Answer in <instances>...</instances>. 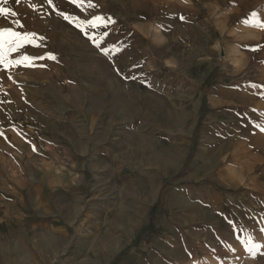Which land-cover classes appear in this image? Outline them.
<instances>
[{
  "label": "rangeland",
  "instance_id": "obj_1",
  "mask_svg": "<svg viewBox=\"0 0 264 264\" xmlns=\"http://www.w3.org/2000/svg\"><path fill=\"white\" fill-rule=\"evenodd\" d=\"M0 8V28L38 37L9 59L45 57L0 65L13 264H264L259 247L241 253L264 234L263 195L247 187L264 191V0Z\"/></svg>",
  "mask_w": 264,
  "mask_h": 264
},
{
  "label": "snow or ice",
  "instance_id": "obj_2",
  "mask_svg": "<svg viewBox=\"0 0 264 264\" xmlns=\"http://www.w3.org/2000/svg\"><path fill=\"white\" fill-rule=\"evenodd\" d=\"M6 3L7 0H4ZM46 2L51 5L52 0H46ZM0 14H9V9L6 8H0ZM12 16H15V12L10 13ZM60 15H63V13H59ZM65 19H68L67 16H64ZM183 19V17H181ZM103 20L102 17H96L95 20L92 22L93 26H95L96 23L101 22ZM109 21L111 22V18H109ZM20 27H23V25L19 24V21L16 22ZM261 27H264V25H261ZM37 34L34 32H19L15 31L12 28H0V65H3L4 68H10L12 66H18L23 65L26 67L34 66L32 64V61L35 59H44V56L40 57H29L27 55L23 56L22 59L17 60H10L9 56L10 54L17 52L19 49L23 48L25 45H32L33 47H38L39 45L35 43L37 39ZM39 39H43V37H39ZM99 46V45H97ZM107 54V53H105ZM48 58H53L49 56ZM35 150V149H33ZM264 231V230H262ZM256 247H259V245H254Z\"/></svg>",
  "mask_w": 264,
  "mask_h": 264
},
{
  "label": "bare ground",
  "instance_id": "obj_3",
  "mask_svg": "<svg viewBox=\"0 0 264 264\" xmlns=\"http://www.w3.org/2000/svg\"><path fill=\"white\" fill-rule=\"evenodd\" d=\"M245 166V169H244V172L238 174L237 176V179L239 181V185L240 186H244L245 184V180L247 178L246 176V173H250L254 170V168L256 167V163L254 164H247V165H244ZM261 173H262V177H264V170H261ZM262 186V185H261ZM260 186V184L253 182L251 186H247V187H250L252 188L254 191L258 192L261 196L263 195V198H264V191L261 189L262 187ZM258 208H259V205H258ZM260 211L262 213H264L263 209L260 208ZM259 211V212H260ZM262 220V219H261ZM264 220V219H263ZM261 228L259 229H264V222L261 223ZM258 229H255V232L257 231ZM237 233V231H235ZM234 233V232H233ZM253 235L251 234L249 236L250 238V242H246V243H249V245H244L242 246L241 248V253H242V256L246 257V256H252V257H260L261 256V253L258 254V255H254L257 253V248L254 247V245H259V249L261 251H264V234H257V233H254V237ZM226 244H229V245H233L234 244V241L233 240H229L226 242ZM250 254V255H249ZM258 260V259H257ZM253 263H256V262H253Z\"/></svg>",
  "mask_w": 264,
  "mask_h": 264
},
{
  "label": "crops",
  "instance_id": "obj_4",
  "mask_svg": "<svg viewBox=\"0 0 264 264\" xmlns=\"http://www.w3.org/2000/svg\"><path fill=\"white\" fill-rule=\"evenodd\" d=\"M3 236V235H2ZM2 236H0V238H2ZM17 248V247H16ZM0 252H2L3 254V262L4 264H13L14 262H16V259H11V257L8 255L9 254V250L6 249L3 244L1 245V242H0ZM18 264H20L18 262Z\"/></svg>",
  "mask_w": 264,
  "mask_h": 264
},
{
  "label": "trees",
  "instance_id": "obj_5",
  "mask_svg": "<svg viewBox=\"0 0 264 264\" xmlns=\"http://www.w3.org/2000/svg\"><path fill=\"white\" fill-rule=\"evenodd\" d=\"M202 109H203L202 112H204V111H205V102L203 103V107H202ZM200 120H201V119H200ZM153 209H154V208H152V210L150 211V220L153 219ZM149 226H150V225H147L146 227L142 228L141 232L143 233V232H145L146 230H148Z\"/></svg>",
  "mask_w": 264,
  "mask_h": 264
}]
</instances>
